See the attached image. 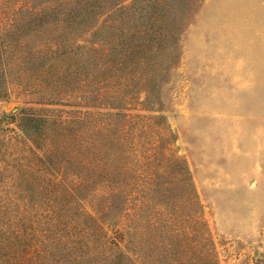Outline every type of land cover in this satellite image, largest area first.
<instances>
[{"label": "rangeland", "instance_id": "1", "mask_svg": "<svg viewBox=\"0 0 264 264\" xmlns=\"http://www.w3.org/2000/svg\"><path fill=\"white\" fill-rule=\"evenodd\" d=\"M0 264H264V0H0Z\"/></svg>", "mask_w": 264, "mask_h": 264}, {"label": "trees", "instance_id": "2", "mask_svg": "<svg viewBox=\"0 0 264 264\" xmlns=\"http://www.w3.org/2000/svg\"><path fill=\"white\" fill-rule=\"evenodd\" d=\"M121 8H125V6H120ZM141 34H142V30H141V27H139V28H136V30H135V32H134V37L136 38V39H140L141 38ZM141 43L140 44H136L135 45V49L137 48V49H139V48H141Z\"/></svg>", "mask_w": 264, "mask_h": 264}]
</instances>
